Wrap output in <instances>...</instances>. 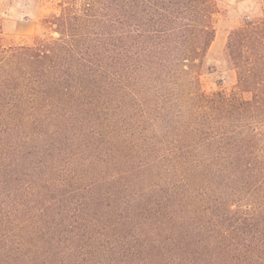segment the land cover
I'll return each instance as SVG.
<instances>
[{"label":"trees","instance_id":"16d2710c","mask_svg":"<svg viewBox=\"0 0 264 264\" xmlns=\"http://www.w3.org/2000/svg\"><path fill=\"white\" fill-rule=\"evenodd\" d=\"M153 4V22L141 24L135 0H122L113 39H74L65 14L55 17L58 38L32 44L10 43L0 25V115L86 119L89 147L101 153L118 129L133 149L148 144V157L125 173L159 168L169 179L140 193L149 197L132 203V215L103 226L132 233L118 264H264V11L228 36L235 87L207 92L201 75L217 0Z\"/></svg>","mask_w":264,"mask_h":264},{"label":"rangeland","instance_id":"374dc122","mask_svg":"<svg viewBox=\"0 0 264 264\" xmlns=\"http://www.w3.org/2000/svg\"><path fill=\"white\" fill-rule=\"evenodd\" d=\"M153 2L135 0L136 22H153L147 14L157 7ZM217 2L216 35L201 75L207 92L235 87L237 74L226 60L228 36L247 15L264 11V0ZM122 9V0H0V25L10 43L32 44L58 38L55 17L65 14L74 39H113ZM50 115L23 123L0 115V264H118L117 257L132 245V233L103 226L132 215V203H145L149 197L140 193L169 178L159 168L147 169L141 178L125 173L148 157L147 143L133 149L129 134L117 128L109 135L112 129L98 123L96 129L109 135L101 153L89 147L88 120ZM11 123L20 128L11 129ZM125 145L129 146L119 154ZM119 157L123 162L110 164ZM140 219L133 217V222Z\"/></svg>","mask_w":264,"mask_h":264}]
</instances>
